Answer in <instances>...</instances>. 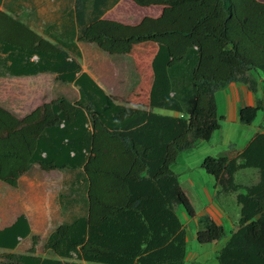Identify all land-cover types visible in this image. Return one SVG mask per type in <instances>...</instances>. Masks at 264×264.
<instances>
[{
    "label": "trees",
    "instance_id": "16d2710c",
    "mask_svg": "<svg viewBox=\"0 0 264 264\" xmlns=\"http://www.w3.org/2000/svg\"><path fill=\"white\" fill-rule=\"evenodd\" d=\"M3 0H0V5ZM87 0H75L80 41L128 57L138 83L125 104L115 103L60 45L17 16L0 10V66L10 76L53 73L78 87L75 101L59 96L22 117L0 106V182L15 188L33 164L43 171L82 170L85 208L57 225L35 253L36 237L23 253L0 264H185L186 230L178 208L195 211L179 176L178 156L209 141L221 126L216 92L242 83L264 93V0H132L161 7L136 24L95 16L86 22ZM99 1L94 2L97 8ZM155 108L169 109L166 115ZM264 101L239 109L250 125ZM240 150L206 155L200 167L220 191L233 192L239 219L218 251V264H264V125ZM256 169L258 181L242 185L235 173ZM242 190V191H241ZM81 193V195H82ZM196 241L220 240L224 227L208 214L197 218ZM31 235L25 214L0 228V248L14 249Z\"/></svg>",
    "mask_w": 264,
    "mask_h": 264
},
{
    "label": "rangeland",
    "instance_id": "374dc122",
    "mask_svg": "<svg viewBox=\"0 0 264 264\" xmlns=\"http://www.w3.org/2000/svg\"><path fill=\"white\" fill-rule=\"evenodd\" d=\"M24 7L25 5L22 0H4L3 5L0 6L4 10H12V12L20 15V17H23L25 14ZM65 12L64 17H69L72 11ZM47 18L50 21L52 19L57 20L60 18L59 11L54 9L46 10L42 23H45ZM74 54V58L80 62L81 67L83 66V68H88L97 73L100 72V75L104 76L105 70L108 67L115 68L109 61L115 55L104 53L100 49L98 50V54L88 53L83 56L80 51H76ZM121 73L124 82H132L131 66L128 68L124 67ZM52 74L40 73L37 76L31 77H14L5 73L0 66V106L7 108L17 117H22L35 107L55 97L67 95L70 100L78 99L79 94L73 83L59 82ZM258 86L261 89L260 82ZM258 95L264 101V94L261 90H259L256 96ZM251 98H249V101ZM216 101L218 112L227 115V121L222 122L223 134L225 132L232 134L231 103L223 92L219 91L217 92ZM155 111L161 114L165 112L172 113V111L165 109H155ZM255 125H258V120ZM255 125L248 128V133L256 128ZM238 143L239 145L241 144L240 141ZM199 144L192 148L191 151L184 152L187 156L180 154L177 163L172 167V170H175L181 176V186L189 196L195 209H199L201 203L195 192V186L186 181V179L188 177H196L200 171L201 173H205L200 167V163L204 156L210 155L208 154L210 152L209 145L206 143L203 145ZM229 148H236L233 142H230ZM221 154L223 153H218L217 155ZM183 169H187V171H183ZM81 172L82 170L80 169L43 171L37 164H33L29 171L21 176L17 187L12 188L0 182V224L6 213L13 212L14 216L20 213L25 214L31 226L30 236L20 239V242L14 249L0 248V256L3 253L26 252L31 247L33 236L37 239L35 253L40 256H51L49 251L43 248V243L48 234L62 221L70 220L74 215L82 213L85 208L82 192L85 191L86 186ZM258 178V172L253 168L252 170H241L235 175V180L243 184L255 183L258 181Z\"/></svg>",
    "mask_w": 264,
    "mask_h": 264
},
{
    "label": "crops",
    "instance_id": "0c3cea01",
    "mask_svg": "<svg viewBox=\"0 0 264 264\" xmlns=\"http://www.w3.org/2000/svg\"><path fill=\"white\" fill-rule=\"evenodd\" d=\"M97 1H99V4L97 8H95L94 7L95 0H87L86 12H85L86 22H89L91 21L92 18L98 16V18L116 20L125 24H136L141 20V18L145 16L157 17L161 13V7H157V6L138 7L132 2V0H96V2ZM22 2L25 5L23 9L25 14L23 15V17H20V15H18L17 13L12 12V10H8V9L4 10L3 8H0V10L7 11L12 15L17 16L29 28H31L32 30H34L44 38L50 40L51 42L56 43L61 47H63L70 54L71 57H75L74 52L76 51L77 52L80 51L83 56H85V54L88 53L98 54L99 49L96 47V45L92 43L80 41L78 39L80 26L77 23L75 17V10H74L75 0H22ZM3 3L4 0L2 1L0 6H2ZM52 9L59 11L60 18H58L57 20L52 19L51 21L47 18L45 20V23H42V19H44L45 16V11ZM65 11H72L71 15L69 17H64L66 14ZM56 28H58V30H56ZM118 58H123V59H118ZM109 61L115 66V68L114 67L106 68L104 76L100 75V72L97 73L96 71L90 70L88 68L85 67L83 68V66H82V70L86 71L115 103L125 104L127 94L138 83V77L136 71L132 64V61L126 57L124 59V56H115L113 59L110 58ZM129 66H131V70H132L131 76L133 80L131 83L124 82L121 73L124 67L128 68ZM39 74L40 73L35 75H23V76H14V77H31V76H37ZM76 89L79 94L78 87H76ZM259 90L261 89H259L258 86L257 91L259 92ZM218 91L223 92L225 97L231 103V107H232L231 123L233 125L232 128L233 133L228 134L227 132H225L223 134L222 122L227 121V115L222 114L224 115V119L221 121L220 128L214 131L212 138L209 141H201L200 144L198 143L199 145H203L205 143L209 145L210 152H208V154L212 156H217L218 153L225 154L226 152H228L230 150L229 148L230 142L234 143V146L236 147L235 150L242 149L243 146L250 140V138L257 131H263L261 126L264 125L261 112H259L258 117L250 125L241 124L238 120V111L241 107L254 104L256 98L262 99V97H260L259 95L256 96L258 92H256V94L251 92L247 88V86L242 83H232L222 87ZM217 92H216V99H217ZM64 96L67 97V95ZM249 98H251L250 101ZM155 109H163V108H155ZM165 110H169V109H165ZM169 111H172V113L170 114V112H165L162 114H166V113H167L166 115L178 114L173 110H169ZM257 120H258V125H255ZM254 125L256 128L248 133V128H250L251 126L253 127ZM238 141L241 142L240 145ZM182 154H185V156H187L186 153H182ZM202 170L204 171V169ZM241 170H252V168H244ZM50 171H59V170H50ZM183 171H187V169H183ZM178 176L180 182L181 176L179 174ZM187 179L186 181L190 182V184L195 186V192L198 196V199L200 200L201 205L199 209H195L194 206L192 205L196 215L193 218L188 217L181 208L180 209L178 208V215L186 230L187 242H186L185 264H218L216 260L217 253L225 243L229 234L233 230H235L239 219L240 206L236 202V196H235L236 194L233 192L220 191V186L218 185L214 177L211 176L210 174H207L206 172L201 173L200 171L196 177L194 178L188 177ZM240 184L249 185L243 183ZM187 197L190 201L188 195ZM203 214H208L218 224L224 227L225 235L220 240L208 244H199L196 241V232L198 230L197 218ZM77 215H74L73 217ZM15 218L16 216H14L13 212L6 213V215L3 216V221L0 224V228L11 224L15 220ZM70 220H64L61 223L69 222Z\"/></svg>",
    "mask_w": 264,
    "mask_h": 264
}]
</instances>
